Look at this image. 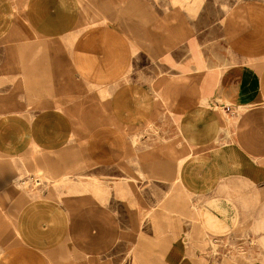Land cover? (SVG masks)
Listing matches in <instances>:
<instances>
[{
  "label": "rangeland",
  "instance_id": "374dc122",
  "mask_svg": "<svg viewBox=\"0 0 264 264\" xmlns=\"http://www.w3.org/2000/svg\"><path fill=\"white\" fill-rule=\"evenodd\" d=\"M139 1L138 6L132 0L0 1V198L21 242L44 255L50 264L133 263L137 258L133 255L132 237L138 224L128 204L132 194L138 221L146 216L159 221L166 214H182L185 199L179 190L181 179L188 175L180 171L197 156L184 163L179 160L187 153L174 160L157 161L159 166L178 172L177 177L143 176L137 164L138 161L146 168L157 163L149 154L165 141V134L149 122L145 106L149 97L132 94L148 86L155 73L156 65L147 59L149 49L137 57V63L129 65L125 83L128 96L116 94L125 86L108 79L107 66L101 62L103 48L99 40L103 44L107 37L103 32L97 36V30L109 22L117 25L118 8L125 2L128 8L142 7L153 12L158 4L169 8L170 1L177 7L175 0ZM258 7L255 0H189L191 28L202 19L201 28L213 27L223 20V25L235 32L260 20L256 16ZM7 13H13V17L7 18ZM121 18L141 23L140 15ZM144 26L148 30V25ZM75 58L80 62L74 63ZM116 74L125 78L121 71ZM44 97L48 98L47 108ZM61 104L76 106L80 127L56 118V107ZM12 117L18 125L14 126ZM22 123L26 125L20 126ZM164 145L163 142L161 146L165 148ZM205 157L204 164L193 167L208 169L206 177L211 176L217 183L227 178H234L237 184L243 183L238 181L241 179L261 180L260 176L242 175L243 171L226 174L227 169H246L250 173L256 167L243 160L235 148L217 150ZM213 169H218L219 175H210ZM63 179L66 180L57 183ZM86 182L91 183L89 189L85 188ZM174 182L158 210L144 202L143 198L152 199V195L162 198ZM118 183L137 185L143 197L131 187L127 188L131 195L116 196L112 188ZM122 187L117 186L116 192L124 191ZM236 195L235 202L246 200L244 192ZM189 197L195 206L196 200H201L192 194ZM226 199L229 198L223 191L222 200ZM255 204L239 208V203H222L227 217L240 223L242 213L244 224H238L234 233H225L224 238L207 241L212 252L208 264H264V255L237 251L236 240H230L231 236L242 237L246 246H256L254 222L262 209ZM207 206L214 210L212 203ZM146 222L141 228L144 234L149 228ZM148 244L138 241L140 247L148 248Z\"/></svg>",
  "mask_w": 264,
  "mask_h": 264
},
{
  "label": "crops",
  "instance_id": "0c3cea01",
  "mask_svg": "<svg viewBox=\"0 0 264 264\" xmlns=\"http://www.w3.org/2000/svg\"><path fill=\"white\" fill-rule=\"evenodd\" d=\"M175 1L177 7L170 1L169 8L158 4L155 12L142 7L128 8L125 2L124 7L118 8L117 25L109 22L110 26L105 25L97 30V36L99 32H103L107 37L103 44L97 38L103 48L101 62L107 66L108 79L125 86L119 89L117 95H130L129 88L125 85L129 65L137 63V57L145 54L147 48L148 61L150 58V63L156 65L148 86L144 89L140 87L138 93H132L134 96L149 97L148 104L145 105L149 109V122L165 134V148L161 146L163 142L159 144L156 141L159 148H154L149 158L156 162L174 160L182 153L188 154L191 148L194 149V154L191 157L183 155L181 162L197 156L196 161L193 160L182 171L183 176L188 174V178L181 179L183 183L179 192L185 199L180 209L181 216L166 214L159 221L146 216L138 221L131 190L143 197L141 188L127 183L113 185L116 196H133L128 204L134 210L138 230H135L132 237L133 255L137 259L131 264H208L212 252L207 241L210 238H224L225 233H234L238 224H244L242 213L240 223L231 216L227 217L223 202L239 203V208L245 205L253 207L255 203L256 207H261V215L256 216L254 222L256 246H246L242 237L231 236L230 240H236L237 251L244 250L249 255H264V184L256 186L253 183L264 182V0H255L259 5L256 16L260 20L235 32L224 26L223 20L213 27L201 28L204 24L202 19L197 26L193 23L195 27L192 29L189 0ZM133 3L137 6L141 4L139 0H132ZM122 15H140L141 23L126 18L122 20ZM8 17H13V13H7ZM144 25H148V30ZM196 27L200 28L195 31ZM77 62L80 61L75 58L74 63ZM116 71H121L125 78L122 79ZM138 79L141 82L142 76ZM47 99L44 97L45 108L48 107ZM220 107H223V114L217 112ZM78 112L76 106L61 104L56 107V118L67 119L75 127H80ZM11 121L14 126L19 124L15 123L13 117ZM25 125L22 123L20 126ZM19 134L24 135L22 132ZM8 143L10 142L7 141ZM175 145L178 146L174 148ZM224 148H235L243 160L256 165L250 169V173L246 169H227V175H238L243 171L242 175L260 176L261 180L253 178L252 182L241 179L238 181L243 183L237 184L234 183V178H227L223 183H217L211 176L206 177L205 171L208 169L193 167L195 164H204L206 154ZM135 160L137 161L136 156ZM137 164L143 176H178L175 171L159 166V162L150 163L146 168L138 161ZM212 171L210 175H219L218 169ZM175 182L164 191L162 198L152 195V199L143 198L144 202L155 211L158 210L160 201ZM90 186L91 183L86 182L85 188L89 189ZM117 186H123L125 192L117 193ZM128 187L132 189L128 190ZM107 188L110 189L111 186ZM223 191L229 199L222 200ZM238 191L246 194L244 202L234 201ZM191 194L201 198L196 200L197 206L191 201ZM255 197L260 200H255ZM2 201L0 198V264H50L44 255L29 250L21 242V236L13 228L10 217L3 209L6 205ZM207 203H212L213 211L207 209ZM146 220L149 228L144 234L141 228L143 230V224L147 225ZM119 231L125 233L121 229ZM141 240L148 242L150 247L138 246V241Z\"/></svg>",
  "mask_w": 264,
  "mask_h": 264
},
{
  "label": "bare ground",
  "instance_id": "6f19581e",
  "mask_svg": "<svg viewBox=\"0 0 264 264\" xmlns=\"http://www.w3.org/2000/svg\"><path fill=\"white\" fill-rule=\"evenodd\" d=\"M138 48V47H137ZM217 107V106H216ZM218 113H221V114H223L224 113V111H223V107H220L219 108V110L217 111ZM151 125V124H150ZM149 126V125H148ZM227 129V128H226ZM197 138H199V137H197ZM129 139V138H128ZM142 141V140H141ZM197 141H199V140H197ZM215 141V140H214ZM144 142V141H143ZM133 145V144H132ZM143 145V144H142ZM133 147V146H132ZM193 147V146H192ZM149 148V147H148ZM143 149V148H142ZM194 154V149L193 148H191L190 150H189V153L187 154V156L188 157H191V155H193ZM181 156V154L178 156V157H180ZM177 157V158H178ZM186 158V157H185ZM181 159V158H180ZM182 160H179V163L181 162ZM187 162V161H186ZM187 165V164H186ZM185 165V166H186ZM184 166V167H185ZM181 169H182V167H181ZM179 171V170H178ZM178 173V172H177ZM180 173L182 174V172L180 171ZM185 174V173H184ZM178 175V174H177ZM188 175V174H187ZM53 178V177H52ZM182 178V177H181ZM180 178V179H181ZM28 182H29V180H28ZM177 182V181H176ZM83 183V182H82ZM26 184V183H25ZM201 184V183H200ZM81 185V184H80ZM174 188V187H173ZM202 190H203V188H202ZM173 193V192H172ZM170 195V194H169ZM90 196V195H89ZM170 198V197H169ZM176 203V202H175Z\"/></svg>",
  "mask_w": 264,
  "mask_h": 264
}]
</instances>
